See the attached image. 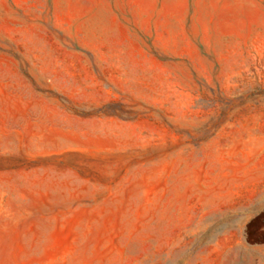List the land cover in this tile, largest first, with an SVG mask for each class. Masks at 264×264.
Segmentation results:
<instances>
[{
  "label": "rangeland",
  "instance_id": "1",
  "mask_svg": "<svg viewBox=\"0 0 264 264\" xmlns=\"http://www.w3.org/2000/svg\"><path fill=\"white\" fill-rule=\"evenodd\" d=\"M239 112L264 0H0V172L54 180L46 264H188L191 157Z\"/></svg>",
  "mask_w": 264,
  "mask_h": 264
},
{
  "label": "crops",
  "instance_id": "2",
  "mask_svg": "<svg viewBox=\"0 0 264 264\" xmlns=\"http://www.w3.org/2000/svg\"><path fill=\"white\" fill-rule=\"evenodd\" d=\"M239 113L191 157L188 193L180 196L190 197L183 208L190 229L205 230V238L200 247L197 235L190 238L195 247L188 264H264V241L243 235L264 230V112ZM49 177L0 172V264L53 260L55 184Z\"/></svg>",
  "mask_w": 264,
  "mask_h": 264
}]
</instances>
